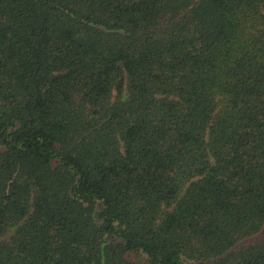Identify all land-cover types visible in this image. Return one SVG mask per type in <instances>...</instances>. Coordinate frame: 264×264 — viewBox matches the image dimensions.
Returning a JSON list of instances; mask_svg holds the SVG:
<instances>
[{
  "label": "trees",
  "instance_id": "trees-1",
  "mask_svg": "<svg viewBox=\"0 0 264 264\" xmlns=\"http://www.w3.org/2000/svg\"><path fill=\"white\" fill-rule=\"evenodd\" d=\"M264 0H0V264H264Z\"/></svg>",
  "mask_w": 264,
  "mask_h": 264
},
{
  "label": "rangeland",
  "instance_id": "rangeland-1",
  "mask_svg": "<svg viewBox=\"0 0 264 264\" xmlns=\"http://www.w3.org/2000/svg\"><path fill=\"white\" fill-rule=\"evenodd\" d=\"M261 238H264V229L262 230L260 235H258L256 237L248 238L245 240V242H252V241H256V239H261Z\"/></svg>",
  "mask_w": 264,
  "mask_h": 264
}]
</instances>
